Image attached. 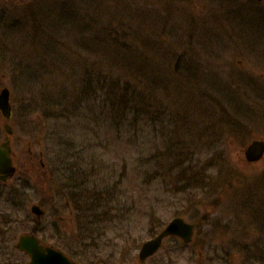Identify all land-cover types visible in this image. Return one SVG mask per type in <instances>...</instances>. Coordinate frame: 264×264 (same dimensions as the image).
<instances>
[{
    "label": "rangeland",
    "instance_id": "rangeland-1",
    "mask_svg": "<svg viewBox=\"0 0 264 264\" xmlns=\"http://www.w3.org/2000/svg\"><path fill=\"white\" fill-rule=\"evenodd\" d=\"M88 76L130 81L147 113L120 120L99 86L80 123L60 117ZM2 86L18 171L0 264H26L14 246L33 229L79 264H264V158L244 155L264 138V0H0ZM177 216L193 242L141 262Z\"/></svg>",
    "mask_w": 264,
    "mask_h": 264
},
{
    "label": "water",
    "instance_id": "water-1",
    "mask_svg": "<svg viewBox=\"0 0 264 264\" xmlns=\"http://www.w3.org/2000/svg\"><path fill=\"white\" fill-rule=\"evenodd\" d=\"M11 90L4 86L0 89V112L3 119V130L5 138L0 142V180L7 181L16 173L17 167L14 164V150L12 147V135L14 129L11 124L13 107L11 103ZM264 156V139L256 138L245 148V157L249 163L260 161ZM32 211L37 215L45 213L39 205H33ZM195 232V225L186 222L181 217L173 219L156 237L146 241L139 252L140 260L144 261L153 256L161 248L164 240L169 236H179L185 242H191ZM17 248L26 251L31 260L28 264H77L60 250L53 247L44 248L36 236L21 235Z\"/></svg>",
    "mask_w": 264,
    "mask_h": 264
},
{
    "label": "trees",
    "instance_id": "trees-1",
    "mask_svg": "<svg viewBox=\"0 0 264 264\" xmlns=\"http://www.w3.org/2000/svg\"><path fill=\"white\" fill-rule=\"evenodd\" d=\"M83 80L84 81L82 82L85 83L84 86H86V88L85 89L82 88V90L79 91L76 98L70 104L71 109L68 106L66 109H64L65 111L62 113L60 117L62 118L68 117V119H76L80 123L81 118L79 117L78 113L82 109L86 108L87 103H92L95 101L94 92L96 89H99V86L101 87L105 86L106 88L107 93H106L105 98L106 100H108V102H111V104H108V109L110 110L109 113H112L113 116H117L119 117L120 120L121 119L126 120L129 123H131L132 121H130V119H128V116H127L128 109H134L135 112L144 113L145 108L137 107L136 103L140 100V98L144 100L145 96H142L141 93H139L138 91V87L133 86L130 81L128 80L120 81L119 79L110 80V78L108 77L105 80L104 86H102V83L99 80V83H98L99 86L98 88L95 89V88H92L90 85L91 83H90L89 76ZM92 96H94L93 99H92ZM139 96L140 98H138ZM98 98L96 96V100H98ZM66 100L70 101V98L67 97ZM106 100L105 102L108 103ZM146 113L147 111L144 114ZM72 114H73V118H72ZM121 125H122V121H121ZM113 127L116 128L117 131L119 132L118 122L115 125H113ZM123 127H126V124H123ZM183 245L184 244H182V246Z\"/></svg>",
    "mask_w": 264,
    "mask_h": 264
},
{
    "label": "flooded vegetation",
    "instance_id": "flooded-vegetation-1",
    "mask_svg": "<svg viewBox=\"0 0 264 264\" xmlns=\"http://www.w3.org/2000/svg\"><path fill=\"white\" fill-rule=\"evenodd\" d=\"M6 264H11V263H6Z\"/></svg>",
    "mask_w": 264,
    "mask_h": 264
}]
</instances>
